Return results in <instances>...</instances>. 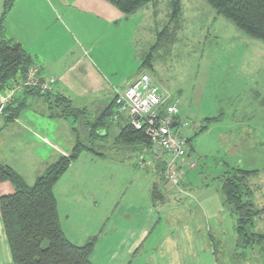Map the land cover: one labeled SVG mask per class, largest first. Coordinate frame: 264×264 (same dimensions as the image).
Masks as SVG:
<instances>
[{
	"label": "rangeland",
	"instance_id": "rangeland-1",
	"mask_svg": "<svg viewBox=\"0 0 264 264\" xmlns=\"http://www.w3.org/2000/svg\"><path fill=\"white\" fill-rule=\"evenodd\" d=\"M83 1L90 6L76 3L67 14L86 27L70 29L72 35L82 41L80 33L88 30L99 43L103 37L111 39L113 44L99 48L116 55L111 70L117 78L125 60L129 71L152 53L153 67L145 72L169 101H177L179 126L172 131L189 139L196 167L182 176L181 191H174L153 164L139 168L142 159L151 158L150 150L119 141L113 118L105 120L104 138L89 133L87 116L48 118L49 133L57 128L64 141L79 140L95 150H82L53 184L66 237L76 245L95 239L94 264H264L259 245L238 246L231 213L224 210L222 219L206 216L198 200L206 188L220 196V176L240 168L256 171L247 178L246 200L255 210L264 208V42L216 14L204 0H181L182 19L175 33L173 26L167 29L171 33H162L170 0H154L128 18L108 0ZM114 12L118 23L111 22ZM6 36L11 39L10 33ZM62 61L67 63L68 55ZM44 110L50 112L46 106ZM8 140H0V165L11 167L31 186L35 174H45L47 167L35 159L24 164L17 143L19 150L7 153ZM250 229L264 236V213L255 216ZM135 239L139 242L131 245Z\"/></svg>",
	"mask_w": 264,
	"mask_h": 264
},
{
	"label": "trees",
	"instance_id": "trees-1",
	"mask_svg": "<svg viewBox=\"0 0 264 264\" xmlns=\"http://www.w3.org/2000/svg\"><path fill=\"white\" fill-rule=\"evenodd\" d=\"M108 1L124 15V18H128L154 0ZM204 1L213 8L216 14L231 21L245 34L264 42V0ZM13 2L14 0H4V13L0 15V88L7 90L13 85L16 88L12 94H9L8 91L3 94L7 99L1 107L0 115L5 109L9 113L8 116L14 118L23 109L27 108V105L22 101L13 105L18 101L14 98L15 94L23 91L43 98L47 109H50V112L46 114L48 118H83L85 110L74 107L66 96L59 95L54 100L49 98L50 91L56 81L54 77L42 79L38 75L41 81L54 79V83L46 92L18 87L26 79V72L31 63L35 62L19 43L4 37L5 16ZM169 7L170 14L167 27L162 33L167 32V29L171 26H173L174 33L180 29L182 19L181 0H170ZM156 47L157 45H154L151 49L154 50ZM152 59V53H148L141 59L138 73L145 72L147 68L152 69ZM111 107H108L107 110L110 111ZM109 111L106 112L107 116H110ZM98 120L101 121L102 118ZM100 126L105 127L106 124L101 123ZM118 136V140L123 141L130 147L144 146L149 149L147 136L141 131L131 128L129 123L122 128ZM187 140L189 142L188 138ZM82 150L95 152L92 147L76 140L71 153L67 156H59L50 163L45 174L37 176L31 186L27 185L23 178L11 167L0 165V182L7 181L14 187L13 193L0 197V216L13 264H94L91 260V253L95 239L91 238L83 245H76L65 236L59 222L57 204L53 194V184L62 176L69 164L78 157ZM255 172L240 168L223 172L220 176V197L225 209L235 219L238 246L242 248L243 246L247 247L248 244L253 249V244H255L264 250V236L253 233L250 229L253 225V219L259 213H264V208L255 210L253 205L246 200V195L249 194L250 190L246 183L247 178ZM153 192L154 196L158 195L156 185L153 186Z\"/></svg>",
	"mask_w": 264,
	"mask_h": 264
},
{
	"label": "crops",
	"instance_id": "crops-1",
	"mask_svg": "<svg viewBox=\"0 0 264 264\" xmlns=\"http://www.w3.org/2000/svg\"><path fill=\"white\" fill-rule=\"evenodd\" d=\"M76 3L82 8L90 6L88 1L84 4L83 0H14L5 16V36L10 33L11 40L19 43L33 62L40 65L39 76L42 79L49 77L56 79L50 91L51 100L59 95L66 96L74 107L85 110L83 118L88 117L85 126L89 128V133L98 138L106 137L107 132L103 133L102 130L107 126L103 127L100 124L105 123L106 119L113 118L112 122H116L117 132L120 134L122 128L128 123V115L117 113L114 105L115 91L125 89L137 77L138 70L135 71V69H138V61L136 64L133 63V69L127 71L124 64L129 62L125 60L119 71L120 77L117 78L116 72L111 70L116 64V55L104 53L99 48V45L113 44L111 39L106 41L103 37L99 43L88 30L81 33L78 31L82 35V41L72 35L70 29L86 28L85 24H81L79 20L72 21L67 18V14H72L71 8L76 6ZM4 9V0H0V15L4 13ZM118 16L115 13V18L111 22L118 23ZM131 50L133 62L135 53L134 49ZM63 55H68L67 63H63ZM0 93L4 94L1 88ZM14 98L18 101L13 105L22 101L27 108L14 118L9 117L5 109L0 115V140L9 139L10 141L6 152L12 153L19 150L18 144L21 147L19 151L24 153V164L35 159L40 161V165L46 167L55 161V157L67 156L68 151L71 152L76 142L74 139L71 142L64 141L63 135L57 132V128L53 129L52 134L49 133V119L44 110L47 105L43 102V98L23 91L15 94ZM33 104L41 105L43 110ZM110 106L116 110H107ZM91 108L94 109V113L91 112ZM107 111L110 112V116L106 115ZM91 118H94L93 122L90 121ZM99 118L102 120L99 121ZM73 129L75 131V128ZM76 129L78 131V128ZM50 139L58 142H52ZM41 145L44 146V150L39 149ZM136 149L143 151L140 147ZM41 156L44 157L41 158ZM152 167L162 176L161 164L153 161ZM37 176L35 174V178ZM9 184L7 181L0 182V197L13 193V188ZM172 190L175 191L173 187ZM203 190L206 191L203 192V197H198L199 202L203 203V214L222 219L226 209L219 192L210 193L209 188ZM138 242L139 240L135 239L131 245ZM0 264H13L1 216Z\"/></svg>",
	"mask_w": 264,
	"mask_h": 264
},
{
	"label": "built area",
	"instance_id": "built-area-1",
	"mask_svg": "<svg viewBox=\"0 0 264 264\" xmlns=\"http://www.w3.org/2000/svg\"><path fill=\"white\" fill-rule=\"evenodd\" d=\"M39 70L40 66L32 63L26 72V79L18 87L48 91L54 79L41 81ZM15 88L13 85L7 91L12 94ZM6 99L0 93V111ZM177 104V101H169L168 96L161 93L146 72L138 73L125 89L116 90L114 97L118 113L127 114L131 128L141 131L149 140L151 158L142 159L139 168H146L153 161L161 164L163 181L181 191L182 176L195 169L196 160L190 155L191 146L187 137L179 131H172L179 126Z\"/></svg>",
	"mask_w": 264,
	"mask_h": 264
},
{
	"label": "water",
	"instance_id": "water-1",
	"mask_svg": "<svg viewBox=\"0 0 264 264\" xmlns=\"http://www.w3.org/2000/svg\"><path fill=\"white\" fill-rule=\"evenodd\" d=\"M172 126H174V125H172Z\"/></svg>",
	"mask_w": 264,
	"mask_h": 264
}]
</instances>
